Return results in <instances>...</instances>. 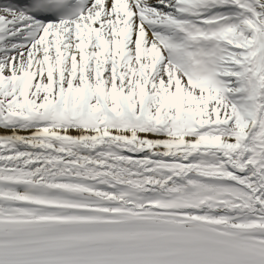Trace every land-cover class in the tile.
<instances>
[{
	"label": "snow or ice",
	"instance_id": "6c2138e0",
	"mask_svg": "<svg viewBox=\"0 0 264 264\" xmlns=\"http://www.w3.org/2000/svg\"><path fill=\"white\" fill-rule=\"evenodd\" d=\"M0 264H264V0H0Z\"/></svg>",
	"mask_w": 264,
	"mask_h": 264
}]
</instances>
